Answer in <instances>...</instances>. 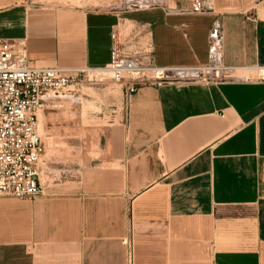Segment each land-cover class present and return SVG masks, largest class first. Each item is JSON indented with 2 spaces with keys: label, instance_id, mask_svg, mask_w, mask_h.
Here are the masks:
<instances>
[{
  "label": "crops",
  "instance_id": "obj_1",
  "mask_svg": "<svg viewBox=\"0 0 264 264\" xmlns=\"http://www.w3.org/2000/svg\"><path fill=\"white\" fill-rule=\"evenodd\" d=\"M194 1L0 0V37L24 39L40 66L106 67L114 31L149 45L157 65H195L210 62L219 20L223 64H264V0H203L205 12ZM97 151L68 186L0 197V264H264V81L139 84Z\"/></svg>",
  "mask_w": 264,
  "mask_h": 264
},
{
  "label": "built area",
  "instance_id": "obj_2",
  "mask_svg": "<svg viewBox=\"0 0 264 264\" xmlns=\"http://www.w3.org/2000/svg\"><path fill=\"white\" fill-rule=\"evenodd\" d=\"M192 10L205 12L203 0H195ZM112 38L111 62L95 68L40 66L29 59L24 39L0 37V197L33 199L44 193L39 112L47 95L62 96L72 91L83 76L103 75L100 78L104 79L110 75L118 81L127 80V98L145 83L235 78L264 81V64L236 67L221 62L219 20L209 31L211 59L206 64L160 66L150 56L149 45H140L134 36L121 41L120 33L114 31ZM149 73L158 77H149Z\"/></svg>",
  "mask_w": 264,
  "mask_h": 264
},
{
  "label": "rangeland",
  "instance_id": "obj_3",
  "mask_svg": "<svg viewBox=\"0 0 264 264\" xmlns=\"http://www.w3.org/2000/svg\"><path fill=\"white\" fill-rule=\"evenodd\" d=\"M163 0H36L37 5L88 10L126 11ZM87 75L62 96L47 95L39 112L43 154L41 182L45 186L74 182L98 153L99 130L111 110L125 108L124 84L108 75Z\"/></svg>",
  "mask_w": 264,
  "mask_h": 264
},
{
  "label": "bare ground",
  "instance_id": "obj_4",
  "mask_svg": "<svg viewBox=\"0 0 264 264\" xmlns=\"http://www.w3.org/2000/svg\"><path fill=\"white\" fill-rule=\"evenodd\" d=\"M241 73L247 74L248 72L247 71H242ZM148 76L149 77H158L156 73H149Z\"/></svg>",
  "mask_w": 264,
  "mask_h": 264
}]
</instances>
